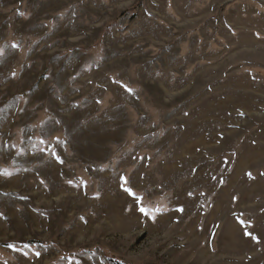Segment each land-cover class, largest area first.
<instances>
[{
	"label": "rangeland",
	"instance_id": "rangeland-1",
	"mask_svg": "<svg viewBox=\"0 0 264 264\" xmlns=\"http://www.w3.org/2000/svg\"><path fill=\"white\" fill-rule=\"evenodd\" d=\"M0 264H264V0H0Z\"/></svg>",
	"mask_w": 264,
	"mask_h": 264
},
{
	"label": "snow or ice",
	"instance_id": "snow-or-ice-1",
	"mask_svg": "<svg viewBox=\"0 0 264 264\" xmlns=\"http://www.w3.org/2000/svg\"><path fill=\"white\" fill-rule=\"evenodd\" d=\"M13 47H16V45H13ZM14 75V74H13ZM248 175H251V173H249ZM140 211L142 212V213H144L145 215H149L150 213H149V210L148 209H145L144 207H141L140 208ZM181 211H182V209H181ZM249 235H250V233H249ZM7 247H9V248H13L14 246L13 245H7ZM37 255H39V253H37Z\"/></svg>",
	"mask_w": 264,
	"mask_h": 264
}]
</instances>
